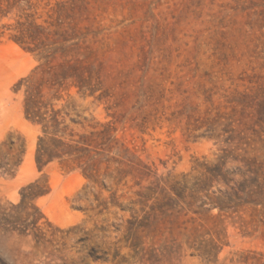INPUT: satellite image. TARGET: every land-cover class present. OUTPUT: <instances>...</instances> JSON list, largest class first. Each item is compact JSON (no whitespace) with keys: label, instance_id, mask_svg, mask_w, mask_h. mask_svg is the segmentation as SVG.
<instances>
[{"label":"rangeland","instance_id":"374dc122","mask_svg":"<svg viewBox=\"0 0 264 264\" xmlns=\"http://www.w3.org/2000/svg\"><path fill=\"white\" fill-rule=\"evenodd\" d=\"M52 3L0 38V264H264V0ZM29 93L95 134L89 178L38 170Z\"/></svg>","mask_w":264,"mask_h":264},{"label":"trees","instance_id":"16d2710c","mask_svg":"<svg viewBox=\"0 0 264 264\" xmlns=\"http://www.w3.org/2000/svg\"><path fill=\"white\" fill-rule=\"evenodd\" d=\"M52 1L0 0V38L7 36L8 40L24 45L26 44L25 40H49L55 37L57 35L55 30L61 24L56 13L64 5L58 3L53 5ZM29 51L35 52L36 48ZM33 105H35L33 96L29 93L25 105L26 118L40 125L44 134V137L38 141L34 155L38 170H42L55 160L60 161L66 158L76 164L82 173L89 178V173L93 170L94 165L88 147L93 143L92 138L95 134L91 133L89 137L81 136L78 140H73L72 131L67 135V127L60 129L61 122H58V113L52 111L47 115V113H41V110ZM99 136L97 135V137ZM21 195L19 207L37 211V209L29 206L32 198L23 193ZM29 217L31 215L27 213V218ZM42 219L43 216L38 213V216L32 219V223L37 225ZM95 259L98 260L99 258Z\"/></svg>","mask_w":264,"mask_h":264}]
</instances>
